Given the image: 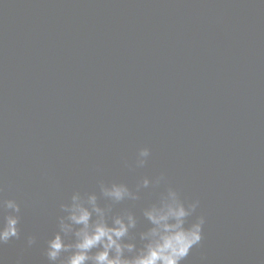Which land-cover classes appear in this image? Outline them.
<instances>
[{
    "label": "water",
    "instance_id": "95a60500",
    "mask_svg": "<svg viewBox=\"0 0 264 264\" xmlns=\"http://www.w3.org/2000/svg\"><path fill=\"white\" fill-rule=\"evenodd\" d=\"M161 174L113 208L137 240L171 186L206 217L182 264H264V0H0V199L21 205L4 264H49L73 193Z\"/></svg>",
    "mask_w": 264,
    "mask_h": 264
},
{
    "label": "clouds",
    "instance_id": "9594fccd",
    "mask_svg": "<svg viewBox=\"0 0 264 264\" xmlns=\"http://www.w3.org/2000/svg\"><path fill=\"white\" fill-rule=\"evenodd\" d=\"M151 155L141 148L135 161L144 167ZM166 182L164 174L152 180L145 177L133 191L125 183L100 182V195L95 192L72 194L70 201L60 205L58 230L46 242L44 255L49 264H182L195 246L204 239L206 217L199 215L189 222L200 205L199 200L186 202L171 186L161 193L157 202L143 209V217L151 225L137 234L138 217L131 210L114 213L115 205L125 200L140 199L141 189L158 187ZM3 188H0V192ZM108 203L100 204V197ZM0 247L21 238V205L15 199H0ZM37 242L27 237V247ZM17 259L16 264H21ZM0 264H4L0 257Z\"/></svg>",
    "mask_w": 264,
    "mask_h": 264
}]
</instances>
